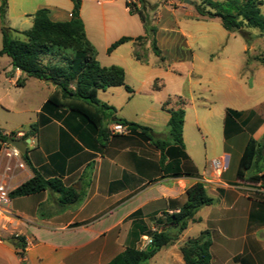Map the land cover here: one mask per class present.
Here are the masks:
<instances>
[{
	"label": "crops",
	"instance_id": "0c3cea01",
	"mask_svg": "<svg viewBox=\"0 0 264 264\" xmlns=\"http://www.w3.org/2000/svg\"><path fill=\"white\" fill-rule=\"evenodd\" d=\"M41 9H48L49 18L54 22H69L73 2L6 0L0 25L27 31L33 25V15ZM125 11L121 20L107 18L104 14L101 19L98 14L93 17L95 24L101 27L96 37L106 54L102 62L99 55L98 62L103 67H122L125 82L132 92L123 86L111 87L99 91L98 99L115 109L111 115L107 114L108 118L146 127L157 140L169 138V109L184 108V147L171 144L162 157L161 151L139 130L129 128L128 134H112L103 146L101 137L85 119L62 108L44 109L57 90L55 85L27 78L13 68L7 55L0 56V107L3 108L12 90H24L31 84L45 94L42 104L26 122V128L19 125L15 127L17 130H0L5 135L31 132L25 140L30 165L24 155L19 161L9 162L5 149H0V183H5L12 192L33 177L34 168L44 179H60L65 187L84 195L81 202L65 208L59 206L58 195L48 191L12 198L10 208L15 219L7 230L0 229L3 239L0 264H109L133 242L129 236L138 224L155 230L153 219L165 213H178L186 202L187 190L199 182L213 204L202 207L196 214V222H191L176 242L163 247L147 264H186L181 247L205 231L212 240L211 264H264V98L252 106L246 82L235 76L228 77L225 91L239 92V97L222 112L214 128V112L208 99L214 92L212 81H205L203 85L202 79L197 83L189 80L173 88L168 83L159 84L161 77L171 74L172 63L174 66L190 63L191 68L194 67L195 56L188 40L191 35L176 31L177 23L158 25L156 41L165 60L157 57L162 65L152 66L136 60L134 54L138 45L135 41L107 53L122 37L146 35L143 22L142 32H131L133 16L129 8ZM80 15L87 38L95 47L87 30L84 4ZM195 18L205 21L197 15ZM123 28L128 32H119ZM2 44L3 36L0 50ZM145 48L152 50L151 43ZM257 64L254 82L257 87H264V64L259 61ZM129 73L131 82H128ZM23 79L25 85L19 87L17 81ZM169 99H176L177 105L170 101V105L163 108ZM228 109L234 111L230 116ZM115 124L110 122L108 130L112 132ZM251 138L261 144L263 150L241 178L238 177L239 163ZM219 158H224L228 164V169L222 173L212 166V161ZM8 162L13 168L6 173ZM18 162H22L23 167H19ZM20 241L26 245L24 250L18 246ZM150 243V237L143 235L136 247L146 249Z\"/></svg>",
	"mask_w": 264,
	"mask_h": 264
},
{
	"label": "trees",
	"instance_id": "16d2710c",
	"mask_svg": "<svg viewBox=\"0 0 264 264\" xmlns=\"http://www.w3.org/2000/svg\"><path fill=\"white\" fill-rule=\"evenodd\" d=\"M1 17L5 16L6 0H1ZM72 19L69 22H54L49 18V10L41 9L33 15L32 27L24 32L0 25L3 35V44L0 56L7 55L14 69H19L28 78H35L51 82L57 87L44 109L52 106L68 110L85 119L101 137L103 146L109 139L110 132L104 125L105 118L115 111L113 107L102 103L98 99V92L111 87L123 86L128 92L132 89L125 82V70L120 66L103 67L97 60V50L88 40L85 26L81 18L82 0H72ZM263 0H228L226 3L207 0L209 10L196 6V11L202 20L220 19L223 28L228 32H239L244 28L257 29L264 33V14L261 6ZM130 13L133 11L126 1ZM144 24L146 35L132 38L122 37L114 42L107 53L111 54L119 46L135 41L151 40L153 53L164 61L162 51L157 46V28L149 26L147 18L138 13ZM16 35V36H13ZM136 60L146 63L137 51ZM264 64L263 58H257ZM17 85L23 87L25 79L18 80ZM171 99L164 103L163 108L170 105ZM171 113L167 125L169 138L157 140L150 134V129L124 119L114 118L113 121L127 126L130 130H139L154 147L159 149L164 157L165 149L171 145L184 147L183 128L185 110L182 107L169 109ZM234 111L228 109L230 116ZM34 126L32 127V129ZM8 136L0 132V141L7 142ZM263 147L254 139H249L239 163L238 177H243L262 153ZM30 165L28 155L23 156ZM33 177L21 184L10 194L11 198L28 197L48 191L58 195V204L61 208L79 203L83 194L72 187H65L60 179H44L37 170L32 168ZM186 202L178 213L163 214L154 218L155 230H149L143 224L130 233V240L126 250L109 264H147L163 247L176 242L180 235L188 228L191 222H196V214L204 207L213 204L202 183H196L186 192ZM137 215V214H136ZM135 215V216H136ZM143 235L151 239L149 246L152 250L139 249L136 243ZM212 240L210 233L205 231L199 238L188 240L181 252L186 264H211L210 248ZM18 246L25 249L26 245L20 241Z\"/></svg>",
	"mask_w": 264,
	"mask_h": 264
},
{
	"label": "rangeland",
	"instance_id": "374dc122",
	"mask_svg": "<svg viewBox=\"0 0 264 264\" xmlns=\"http://www.w3.org/2000/svg\"><path fill=\"white\" fill-rule=\"evenodd\" d=\"M37 1L41 2L44 0ZM51 1L58 3L65 2V0ZM126 1L130 4L133 11L142 13L147 18L149 26L156 27L157 31L159 24L167 26L177 23L176 31L181 30L191 35L188 40L191 51L195 56L194 69L191 68L190 63L175 66L172 63L170 65L172 67L169 69V73L171 74L167 77H161L159 84L168 83L169 87L173 88L177 87V83L184 82L187 84L189 80L194 81V83L196 81L197 83L199 79H202L200 82L203 85H205V81H212L214 92L209 96L206 94L205 98L208 96L210 100L209 104H211L212 111L214 112V128L217 127V122L219 123V120H221L222 112L228 106H232L237 97H239V92L230 94L225 91L228 77L235 76L237 80H242L243 83L246 82V89L248 96L251 98L250 104L252 106L262 102L264 87H257L254 82V76L257 71V58H263L264 56V33L257 29L249 28H244L239 32H228L223 28L218 18L207 21L197 20L195 15H199L196 11V6L209 10L207 0H189L190 3H186L185 0H82L87 30L89 36L96 44L95 48L97 50V57L100 55V62H102L106 54L103 52L101 41L96 37L101 27L99 24H95L96 18L93 16L98 14L101 19V15L104 14L107 18L112 19L115 17L121 20L126 15ZM214 1L226 3L228 0ZM261 10L264 14V0ZM138 13H130L133 16L130 20L133 25L131 32L135 34L144 30ZM90 20L93 22H90ZM119 32H128V30L123 28ZM2 36L0 34V46ZM150 39L139 41L136 50L145 58L146 63L148 62L152 66L157 63L162 65V62L152 50L145 48L151 42ZM149 69L154 70L152 68ZM131 79L132 75L129 73L128 82H131ZM197 85L195 84L194 86L197 87ZM251 86L254 88L251 89ZM44 98L45 94L32 84L24 90L21 88L12 90L9 98L2 104L3 108L0 107V130L9 131L19 125L24 126L22 127L23 129L26 128V122H28L32 112L42 104ZM171 104L177 105V100L172 99ZM4 108L7 110H4ZM110 122L114 121L106 116L104 125L107 130V125ZM16 128L15 130H17ZM108 131L110 135L113 134L110 130ZM30 134L31 132H26L25 134L15 132L6 136L25 142ZM11 146L8 142L0 141V149L11 148ZM200 146L204 148V142H201Z\"/></svg>",
	"mask_w": 264,
	"mask_h": 264
},
{
	"label": "built area",
	"instance_id": "2783aa9c",
	"mask_svg": "<svg viewBox=\"0 0 264 264\" xmlns=\"http://www.w3.org/2000/svg\"><path fill=\"white\" fill-rule=\"evenodd\" d=\"M128 132H129L128 127L122 124L116 123L112 128L113 134L125 135L128 134ZM4 153L9 162L13 159L19 161L22 158V153L14 146H11V148H6L4 150ZM9 162L5 167L6 173L11 172L13 168L9 164ZM18 165L19 167H23L22 162H18ZM212 166L219 173H222L228 169V164L224 158L213 160ZM10 194H11L10 188L5 183L1 182L0 183V229L3 230H7L8 225L12 224L13 223L12 221L15 219L13 212L10 208L12 203V198ZM2 241L3 239L0 238V242Z\"/></svg>",
	"mask_w": 264,
	"mask_h": 264
},
{
	"label": "water",
	"instance_id": "95a60500",
	"mask_svg": "<svg viewBox=\"0 0 264 264\" xmlns=\"http://www.w3.org/2000/svg\"><path fill=\"white\" fill-rule=\"evenodd\" d=\"M185 2L186 3H190L189 0H185ZM7 142L10 143L15 148H17L22 153V155H25L27 153L26 143L23 142L22 140L9 137ZM152 248H153L152 246H149L148 247V251L152 250Z\"/></svg>",
	"mask_w": 264,
	"mask_h": 264
}]
</instances>
